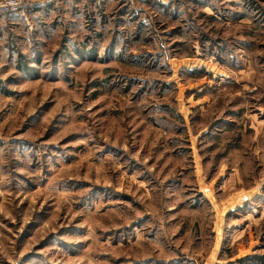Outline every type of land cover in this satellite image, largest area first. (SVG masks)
Segmentation results:
<instances>
[{"label": "rangeland", "instance_id": "obj_1", "mask_svg": "<svg viewBox=\"0 0 264 264\" xmlns=\"http://www.w3.org/2000/svg\"><path fill=\"white\" fill-rule=\"evenodd\" d=\"M0 264H264V0L0 9Z\"/></svg>", "mask_w": 264, "mask_h": 264}, {"label": "built area", "instance_id": "obj_2", "mask_svg": "<svg viewBox=\"0 0 264 264\" xmlns=\"http://www.w3.org/2000/svg\"><path fill=\"white\" fill-rule=\"evenodd\" d=\"M24 0H3L0 3V9L3 11H12L18 8Z\"/></svg>", "mask_w": 264, "mask_h": 264}, {"label": "trees", "instance_id": "obj_3", "mask_svg": "<svg viewBox=\"0 0 264 264\" xmlns=\"http://www.w3.org/2000/svg\"><path fill=\"white\" fill-rule=\"evenodd\" d=\"M20 65H21V68H23V63H22V62L20 63ZM25 68H26V67H25ZM26 70H28V69H26Z\"/></svg>", "mask_w": 264, "mask_h": 264}]
</instances>
